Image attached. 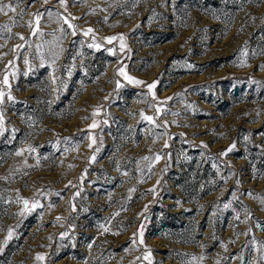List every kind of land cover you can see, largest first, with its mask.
Returning a JSON list of instances; mask_svg holds the SVG:
<instances>
[{
    "label": "rangeland",
    "instance_id": "rangeland-1",
    "mask_svg": "<svg viewBox=\"0 0 264 264\" xmlns=\"http://www.w3.org/2000/svg\"><path fill=\"white\" fill-rule=\"evenodd\" d=\"M0 4V264H264V0Z\"/></svg>",
    "mask_w": 264,
    "mask_h": 264
},
{
    "label": "snow or ice",
    "instance_id": "snow-or-ice-1",
    "mask_svg": "<svg viewBox=\"0 0 264 264\" xmlns=\"http://www.w3.org/2000/svg\"><path fill=\"white\" fill-rule=\"evenodd\" d=\"M45 2H47V0H45ZM60 3H61V5L63 6V5L65 4V0H60ZM9 11H11V12H15L16 9H15L11 4H0V13H3L4 15H8V12H9ZM50 15H51V14H50ZM62 19L64 20V23L67 24L68 28H69V29H72L71 35L75 36V35L77 34L76 31H75V25H73V24H72V23H71L66 17H64V18H62ZM73 19H76V18L73 17ZM39 21H40V16L37 15V16H36V25H37V27L33 29V34H34V35L39 31ZM5 27H6V26H5ZM61 31L63 32L64 29L61 28ZM93 31H94V30H93L92 28H88V29H86V30L83 32V35H84V36H88L90 33H93ZM19 38H20L21 40H24V39H25L22 35L19 36ZM117 39H119V41H120V45H119V47H120V51L123 52V51L125 50V48H126V45H125V43H124V37H123L122 35L119 36V37L113 36V37H106V38H105V40H106L107 43H109V44H111L114 40H117ZM20 47H23V45H18V46H17V48H20ZM88 47H89V48H96V49H99V48L101 47V45L98 44V43H95V38L93 37V43H89V44H88ZM108 51H109L110 53L114 54L113 49H108ZM242 54H243V55H247L246 52H244V53H242ZM10 63H11V62H10ZM25 63L27 64L28 61L25 60ZM244 66H246V65H244ZM261 67H264V65H262ZM116 74L119 75V76H122V77H123V78H124L129 84H133V85H142V84H144V81H141V80L135 79L134 77H132L131 75H129V74L126 72L124 66L119 67V68L117 69V73H116ZM2 83H3V85L10 87V85H9V76H8V74H5V75H4L3 80H2ZM156 86H157V85H156V82H153V83H151V84H147V85H146V87H147V89H148V93L152 95L153 99L156 98V97H155V92H154V89L156 88ZM116 87H117V88H120V87H123V85H122L119 81H117V82H116ZM4 95H5V93H4L3 91H0V102L3 101ZM8 99H9V100H12L13 97H12L11 95H9V96H8ZM169 99H171V98H169ZM160 112H161V109H160L159 107H156V113H157V114H160ZM96 114H97L96 112L93 113V115H96ZM141 118H142V120H146V121H148L149 123H155L154 117H153V116L145 115V114L143 113V111L141 112ZM0 122H2V117H0ZM90 127L95 128V127H96V123L93 122V124H92ZM89 139L92 140L93 143L95 142V141H94V138H92L91 136L89 137ZM167 146H168V145H167V142H165V147H167ZM89 147H91V144L89 145ZM205 147H206V146H205ZM234 148H235V144H232V145H230V146L228 147V149H227L225 152H221L220 155H221V156L227 155V153L233 151ZM19 154H20V153H17V155H19ZM145 159H147V157H145ZM155 159L158 161V160L160 159V156L157 155ZM150 191H154V189H152V190H150ZM249 195H251V193H249ZM17 199L19 200V197H18ZM23 204H24V206H25V211H32L34 208H36V207L39 206L38 202L33 201V202L31 203V206L29 207V201L26 200V199L23 200ZM224 207H225V208H228L229 205H228V204H225ZM59 219H60V217H57V220H59ZM104 230L107 231L108 229L105 228ZM12 234H13V233H12V230L9 229L8 236H7L6 240H5V243H7V240H8V239H11ZM140 235H141V237H142L143 233L141 232ZM140 243H143V240H142V239H141ZM89 247H91V245H89ZM36 259H37L38 261H43L44 257L38 254V255L36 256ZM145 259L149 260V264H151V260H150V252L145 256Z\"/></svg>",
    "mask_w": 264,
    "mask_h": 264
}]
</instances>
